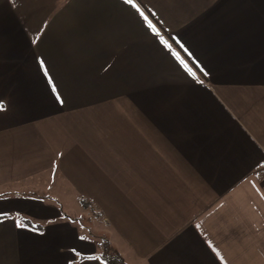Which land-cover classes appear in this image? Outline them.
<instances>
[{"label":"crops","instance_id":"1","mask_svg":"<svg viewBox=\"0 0 264 264\" xmlns=\"http://www.w3.org/2000/svg\"><path fill=\"white\" fill-rule=\"evenodd\" d=\"M144 12L184 64L110 57ZM102 245L264 264V0H0V264H111Z\"/></svg>","mask_w":264,"mask_h":264},{"label":"rangeland","instance_id":"2","mask_svg":"<svg viewBox=\"0 0 264 264\" xmlns=\"http://www.w3.org/2000/svg\"><path fill=\"white\" fill-rule=\"evenodd\" d=\"M135 18L136 21H134L133 23L131 22V29L129 28L130 31L129 29H122L121 38L118 42H116V45L117 47L123 46V48L117 52L111 53V58L122 62L124 65L133 66L134 56L136 57V60L141 61L151 57H168L170 53L171 56L175 59V61H178L181 64L185 63V60L180 53V47L174 42V34L168 27L167 22L163 23L162 21H157L146 12L138 14L137 16H135ZM143 50H145L146 52L148 50L153 51L151 53L146 54L143 52ZM163 59L165 60V62L168 60V58ZM62 202L64 206L70 210L71 213H74V208L79 207V203L76 202V199L68 198L65 201L62 200ZM122 204L123 206L120 207L119 210L125 211L127 206L124 205L123 200ZM84 225L86 227H91L90 233L93 236H96L97 240L99 238H104V234L106 235L105 229L98 223H94V221L93 223L88 222ZM113 231L115 232V230ZM100 242L104 243L103 241ZM125 248V245H121L122 251H125ZM123 262L126 264L139 263L134 262V260L130 258H128L127 261L123 260Z\"/></svg>","mask_w":264,"mask_h":264},{"label":"trees","instance_id":"3","mask_svg":"<svg viewBox=\"0 0 264 264\" xmlns=\"http://www.w3.org/2000/svg\"><path fill=\"white\" fill-rule=\"evenodd\" d=\"M70 221H77V218H68ZM36 230L42 231L43 228L41 226H35ZM85 236V235H84ZM94 257H97L99 259H104L108 261L111 264H126L122 260V256L116 252H113L111 250L108 251V248H106L104 245L100 247V250L96 252V254L92 255ZM85 256H79V259L84 258Z\"/></svg>","mask_w":264,"mask_h":264}]
</instances>
